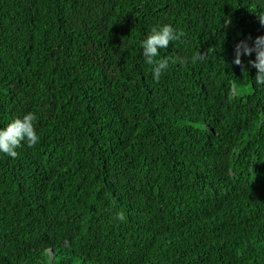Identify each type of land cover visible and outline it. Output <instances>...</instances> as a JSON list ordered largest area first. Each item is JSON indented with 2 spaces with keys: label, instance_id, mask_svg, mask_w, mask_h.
<instances>
[{
  "label": "trees",
  "instance_id": "trees-1",
  "mask_svg": "<svg viewBox=\"0 0 264 264\" xmlns=\"http://www.w3.org/2000/svg\"><path fill=\"white\" fill-rule=\"evenodd\" d=\"M261 16L264 0H0V128L31 112L39 136L0 154V264H264V88L255 52L233 63ZM163 24L184 35L157 82L141 42Z\"/></svg>",
  "mask_w": 264,
  "mask_h": 264
},
{
  "label": "clouds",
  "instance_id": "clouds-1",
  "mask_svg": "<svg viewBox=\"0 0 264 264\" xmlns=\"http://www.w3.org/2000/svg\"><path fill=\"white\" fill-rule=\"evenodd\" d=\"M264 23V16L260 17ZM184 33L174 29L170 24L154 26L150 34L141 42L142 55L145 58V63L152 65V78L154 81H159L163 72L169 68V60L162 59L159 62L155 61V57L159 55L158 49H165L170 42L177 41ZM255 52V60L249 61L251 67L255 68L256 74L253 79V84L257 89L264 88V36H258L255 39L254 45L249 47L246 41H240L235 46V58L233 63L241 65V56H247ZM204 59L201 53L195 54L191 58V62L195 63ZM185 63L184 59L179 61ZM175 63V61H173ZM37 119L35 114L29 112L22 118H16L11 121L6 127L0 128V154L7 155L11 158L17 156L16 149L24 142L28 147H33L39 141V136L34 130L33 122ZM50 251V259L52 252Z\"/></svg>",
  "mask_w": 264,
  "mask_h": 264
}]
</instances>
